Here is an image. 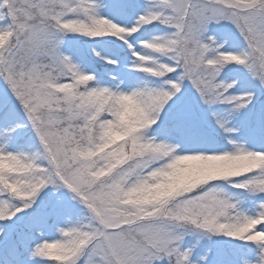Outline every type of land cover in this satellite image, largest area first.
Segmentation results:
<instances>
[{
  "label": "snow or ice",
  "instance_id": "6c2138e0",
  "mask_svg": "<svg viewBox=\"0 0 264 264\" xmlns=\"http://www.w3.org/2000/svg\"><path fill=\"white\" fill-rule=\"evenodd\" d=\"M66 37L95 42L104 71L77 62ZM0 81L22 111L0 121V224L28 216L10 252L23 246L28 264H193L181 242L199 233L245 245L235 264H264V0H0ZM189 97L225 106L231 121L209 112L220 136L163 121ZM123 98L144 123L109 140ZM241 157L158 199L135 195L179 160ZM47 189L69 193L84 219L50 224L75 210L62 199L46 209Z\"/></svg>",
  "mask_w": 264,
  "mask_h": 264
},
{
  "label": "trees",
  "instance_id": "16d2710c",
  "mask_svg": "<svg viewBox=\"0 0 264 264\" xmlns=\"http://www.w3.org/2000/svg\"><path fill=\"white\" fill-rule=\"evenodd\" d=\"M66 44H65V51H71L74 53V59L77 62H84L85 65H87L88 62H91L92 65L95 67V69L98 72H103L104 68L102 63H97L96 58L93 56L91 52V48L95 42L91 41H85L83 38H80L79 45H74V39L72 37H66ZM96 51H99L101 55H107L109 53L108 49L96 47ZM225 76L228 77V82H231V80L235 79L237 75H239L236 72H233L231 69H228L225 71ZM147 78L141 77V80H145ZM10 94V92H9ZM4 102V107L0 108V121H6L8 118V113L14 109V111L18 114L20 118H22V111L19 107V105L15 102L14 98L7 99ZM260 102L264 103V96L260 97ZM191 106L192 109L190 111L191 115L190 118L187 119L191 122V124L196 127L197 129H202L209 135L213 136H220L221 133L218 132L213 127V120L209 115L210 111L216 112L218 115H222L225 118L229 119L231 121V117L227 116V112L225 109V106L217 105L213 109H203L199 106L197 102H195L192 99H187L185 101V107ZM180 105H177L176 108H173L170 112L175 116L172 117H166L163 119L164 122H168L169 120H173L180 116ZM184 107V108H185ZM182 111H180L181 113ZM163 115V114H162ZM237 123H240V121H237ZM28 133H22V135H27ZM38 145H34L30 151H36ZM63 200L64 203L71 207L72 204H68V201H71V199L68 196V193L65 190H61L59 192H56L52 189H47L45 192L41 193V201L46 209H51L52 206L55 204L57 200ZM73 208V207H72ZM74 213L70 217H61L59 220H57L56 217H50L49 223L58 222L60 226H63L65 220L71 223H75L78 220H83L86 213H84L82 210L74 209ZM31 212V210H28ZM78 211V212H77ZM86 222V221H84ZM28 223V216L22 215L20 218H18L15 222V224H9V228L7 231L4 230V225L0 224V231H5V235L8 236L7 240H4L3 242H0V264H28V261L30 259V254L25 251V248L23 246L19 247L15 252H10L9 244L11 241L15 240L17 238V234L21 232H25L26 225ZM195 238H192V240L189 241L187 244L188 249H194L196 246L200 245V242L196 239L199 238L196 234L197 233H191ZM208 239L211 241V249L212 250V256L215 251L217 250V247L214 248L213 245H219L220 248V259L217 264H235L236 262V255L240 252L241 249L245 248V245L240 244V242L236 241H230L224 237H218V236H212L208 237ZM202 257L200 255H197L193 259L194 264H200L199 259ZM32 264H41L39 260L32 261ZM166 264V262H165Z\"/></svg>",
  "mask_w": 264,
  "mask_h": 264
},
{
  "label": "clouds",
  "instance_id": "9594fccd",
  "mask_svg": "<svg viewBox=\"0 0 264 264\" xmlns=\"http://www.w3.org/2000/svg\"><path fill=\"white\" fill-rule=\"evenodd\" d=\"M120 124L114 130L107 132L109 140L131 137L132 134L144 123V113L140 106L131 98H123L119 101ZM247 161L246 158H239L227 162V165H219L213 161H202L199 159L186 158L177 161L167 175L160 177L162 181L158 186L145 189L135 195L144 200H154L167 194L171 190L186 183H194L208 172H223L236 170L242 167ZM19 167L18 165H13ZM9 165L0 163V170L8 168ZM55 251V249L51 250Z\"/></svg>",
  "mask_w": 264,
  "mask_h": 264
},
{
  "label": "rangeland",
  "instance_id": "374dc122",
  "mask_svg": "<svg viewBox=\"0 0 264 264\" xmlns=\"http://www.w3.org/2000/svg\"><path fill=\"white\" fill-rule=\"evenodd\" d=\"M141 79V78H140ZM13 98L11 96V94H9V90L7 89V87L4 85V83L2 81H0V100H7V99H11ZM189 100L191 99V97L188 98ZM171 103V102H170ZM192 107L191 106H187L184 108V110L180 113L179 111V114L180 116H184L186 119H189L190 118V111H191ZM162 118L165 119L166 117H172V116H175L176 115H173L169 112H165V113H162ZM196 128V127H195ZM68 196L70 198V194L68 193ZM71 199V198H70ZM68 204H72V206L70 208L72 209H79L81 210V206L78 205L76 202L74 201H68ZM78 212V211H77ZM195 234V233H194ZM199 238H196L199 242H200V245L196 246L194 249H192V252H193V255L191 257L192 259V262H193V259L197 256V255H200L202 258L199 259V262L200 264H217L219 262V259H220V248L221 246L219 245H213L214 248L217 247V250L218 251H215L213 256H212V250L210 251L211 249V241L208 239V236H202L201 234L197 233L196 234ZM192 238H195V236H193L192 234H188V235H185L184 237V240L181 242V245H187L189 243L190 240H192ZM187 249V248H185ZM194 264V263H193Z\"/></svg>",
  "mask_w": 264,
  "mask_h": 264
}]
</instances>
